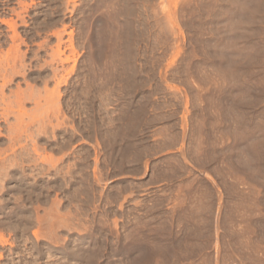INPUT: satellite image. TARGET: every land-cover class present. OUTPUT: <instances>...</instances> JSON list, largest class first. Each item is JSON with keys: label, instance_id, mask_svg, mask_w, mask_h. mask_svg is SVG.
I'll use <instances>...</instances> for the list:
<instances>
[{"label": "rangeland", "instance_id": "obj_1", "mask_svg": "<svg viewBox=\"0 0 264 264\" xmlns=\"http://www.w3.org/2000/svg\"><path fill=\"white\" fill-rule=\"evenodd\" d=\"M0 86V264H264V0H0Z\"/></svg>", "mask_w": 264, "mask_h": 264}, {"label": "bare ground", "instance_id": "obj_2", "mask_svg": "<svg viewBox=\"0 0 264 264\" xmlns=\"http://www.w3.org/2000/svg\"><path fill=\"white\" fill-rule=\"evenodd\" d=\"M58 47H60V46H58ZM16 49H17V48H16ZM54 51H55V50H54ZM59 53H60V52L58 51V54H59ZM58 58H59V57H58ZM18 61H19V60H18ZM11 66H12V64H11ZM10 72H11V71H10ZM17 72H18V71H17ZM4 73H5V72H4ZM1 79H2V78H1ZM4 80H6V78H5V79L3 78V80H2V81H3V84H7V83L4 82ZM2 81H1V82H2ZM7 82H10V81H7ZM1 85H2V84H1ZM14 86H15V85H14ZM29 86H30V85H29ZM0 87H1V86H0ZM2 88H4V87H2ZM17 88H18V87H17ZM53 88H54V87H53ZM13 92H14V91H13ZM22 92H23V91H22ZM54 92H55V91H54ZM1 93H2V94H1ZM14 95H15V94H14ZM59 95H60V94H59ZM0 96H3V92H2V90L0 91ZM8 96H9V95H8ZM44 96H45V95H44ZM59 97H60V96H59ZM15 98H16V97H15ZM24 98H25V97H24ZM27 98H28V97H27ZM57 98H58V97H57ZM57 98H56V99H57ZM16 99H17V98H16ZM28 99H29V98H28ZM51 99H52V98H51ZM47 100H48V99H47ZM49 100H50V99H49ZM0 101H1V99H0ZM2 101H5V99L2 100ZM18 101H19V100H18ZM56 101H57V100H56ZM19 102H20V101H19ZM50 102H51V101H50ZM50 102H49V103H50ZM28 103H29V102H28ZM46 103H47V102H46ZM46 103H45V104H46ZM52 103H53V102H52ZM2 104H4L5 107H7V106L9 105V104L7 105V104H5V103H2ZM10 104H11V103H10ZM19 104H20V103H19ZM53 104H54V103H53ZM57 105H58V104H57ZM5 107H3V110H5ZM0 108H1V107H0ZM9 108H10V107H8V108H6V109L9 110ZM1 109H2V108H1ZM3 110H2V114H3L4 112H6V111H3ZM7 112H8V111H7ZM8 113H9V112H8ZM62 113H63V112H62ZM0 114H1V113H0ZM5 115H7V114L5 113ZM18 117H19V116H18ZM18 117H17V119H18ZM5 118H6V117H5ZM21 119H22V118L19 117V120H21ZM4 120H5V119H4ZM19 120H18V121H19ZM1 121H2V120H1ZM42 121H43V120H42ZM25 122H26V121H25ZM34 122H35V121H34ZM27 124H28V123H27ZM31 124H32V123H31ZM57 124H58V123H57ZM28 126H29V125H28ZM40 127H41V125H40ZM44 130H45V129H44ZM18 133H19V132H18ZM18 133H17V134H18ZM24 133H25V132H24ZM42 134H43V133H42ZM18 135H19V134H18ZM34 155H35V154H34ZM43 157H44V156H43ZM48 158H49V157H48ZM51 162H52V161H51ZM54 162H55V161H54ZM3 166H4V165H3ZM50 169H51V168H50ZM0 184H1V183H0Z\"/></svg>", "mask_w": 264, "mask_h": 264}]
</instances>
